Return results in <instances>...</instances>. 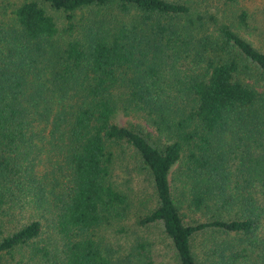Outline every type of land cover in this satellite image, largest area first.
<instances>
[{
  "label": "trees",
  "instance_id": "obj_1",
  "mask_svg": "<svg viewBox=\"0 0 264 264\" xmlns=\"http://www.w3.org/2000/svg\"><path fill=\"white\" fill-rule=\"evenodd\" d=\"M257 72L264 50L192 0H0V264L28 243L47 259L42 218L52 264H171L148 240L98 235L129 205L115 147L146 170L155 203L135 221L173 264H264Z\"/></svg>",
  "mask_w": 264,
  "mask_h": 264
},
{
  "label": "rangeland",
  "instance_id": "obj_2",
  "mask_svg": "<svg viewBox=\"0 0 264 264\" xmlns=\"http://www.w3.org/2000/svg\"><path fill=\"white\" fill-rule=\"evenodd\" d=\"M192 6L195 10L214 14L217 22L224 21L232 24V27L248 39L255 47L264 50V0H192ZM243 9L246 12L244 25L237 22L236 14ZM248 83L261 90L264 87V74L252 73L251 77H246ZM119 123H136L143 131L149 132L150 139H155V131L151 125L142 119L132 115L117 113L115 117ZM120 148L114 149L115 159V181L118 187L122 188L128 196L129 205L126 216L115 220L111 224L104 226L98 231L102 243L106 246L111 245L116 248L125 242L135 243L136 239L148 240L152 242L158 254L165 256L171 264V252L168 239L163 237L158 227L142 226L136 223L135 219L139 214L148 211L154 206L155 199L150 186L149 177L145 169H142L138 158L127 154ZM128 164L126 168L125 165ZM133 164V165H132ZM175 174L170 172V177ZM173 183V181H171ZM185 212V219L204 218L199 212L193 214L187 208L181 207ZM24 221L26 219L20 218ZM42 227L36 237L35 245L47 248V259L44 261L30 244L21 245L12 250L11 253L3 255V264H52L50 261L52 249L56 244L55 233L48 222L42 218ZM58 242V241H57ZM57 245V244H56ZM112 250V248H111ZM157 252V251H156ZM157 254V253H156ZM151 264H156L157 258H153ZM165 260V261H166Z\"/></svg>",
  "mask_w": 264,
  "mask_h": 264
}]
</instances>
